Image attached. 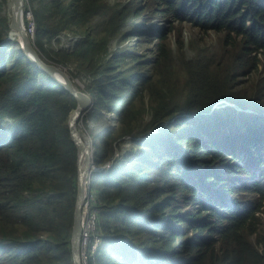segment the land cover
I'll list each match as a JSON object with an SVG mask.
<instances>
[{
  "label": "trees",
  "instance_id": "obj_1",
  "mask_svg": "<svg viewBox=\"0 0 264 264\" xmlns=\"http://www.w3.org/2000/svg\"><path fill=\"white\" fill-rule=\"evenodd\" d=\"M54 4L55 0H40L41 6L31 8L38 43H50L66 31L55 25ZM148 5H158L172 21L189 24L203 33L211 31L223 35L222 45L214 53L207 47H196L191 58L183 52L172 57L165 48L164 37H159L158 33L150 36L137 33L156 48L157 41H162L158 54V67L162 66V70L157 86H146V70L138 68L137 63L115 72L122 55L118 57L109 50L103 53L107 55L104 67L110 74L105 83L94 81L97 86L94 91L99 95L104 92L109 97L107 109L112 117L120 125L129 117L143 118L144 114L139 113L141 108L131 111L134 96L143 91L150 92L151 111L147 115V130L134 135L140 139L133 142L136 149L131 152L135 154L124 155L105 173L91 177V183L97 182L96 234L102 241L98 248V253L102 254H96L95 262L264 264V244L260 250L248 241L257 231L255 221L259 214H264V206L259 203L247 210L238 199H231L227 205L230 194L247 190L243 181L250 177L231 162L229 151L235 146V133L244 130L242 137L250 146L251 165L261 169L264 158V75L260 74L264 70V0H150ZM131 14L136 16V11ZM4 20L0 18V43L9 30L7 24L1 25ZM229 39H241L242 44L228 51ZM177 43L182 51L179 37ZM91 45L85 62H91V53L93 57L98 53L99 45ZM13 52L10 43L2 42L0 126L6 123L4 119H10L14 131L3 127L0 130V264H72L70 235L76 192L70 188L75 181H69L70 187L65 190L54 186L53 179L61 170L76 178V149L67 127L75 98L48 75L34 69L17 51ZM79 52L74 54L83 58L77 56ZM260 54L263 55L261 60ZM14 55L18 58L12 64ZM231 55L232 61L228 62ZM20 64L23 68L17 70ZM177 70L187 74L189 89L185 94H176L162 78ZM249 72L258 76L247 87L236 86L239 78ZM132 82L139 87L128 93ZM53 85L57 88L53 89ZM221 101L251 109L255 115L238 114L233 107L226 106L222 111L215 110L208 121H204L210 111L207 109ZM236 117L241 127L236 126ZM59 122L61 128H58ZM164 123L171 124L163 128L165 136L161 139L159 134L147 136L153 130H160ZM222 123L228 132L221 129ZM98 136L94 146L96 167L111 161L116 151L121 152L118 139L122 138L117 131L109 130ZM131 161L134 165L129 171ZM222 165L232 169L231 177L238 182L235 188L229 187L218 170ZM150 168L157 172L154 181L146 173ZM260 173L262 178L252 182L249 190L252 188L250 192L261 195L260 202H263L264 187L259 184L264 182V171ZM51 192L54 195L48 197ZM25 195L30 197L23 198ZM22 198L27 207L24 213L20 212ZM217 201L226 203L219 205ZM186 205L192 206L193 211L185 210ZM166 208L169 215L162 214ZM18 225L30 232L27 242H17L6 234L8 231L12 236V230ZM44 225L48 229L39 233L38 228ZM34 228L38 231L34 235L39 234L35 238L32 236ZM50 231H57L58 235L62 231L65 238H50L46 243L41 236ZM105 244L109 253L101 250Z\"/></svg>",
  "mask_w": 264,
  "mask_h": 264
},
{
  "label": "rangeland",
  "instance_id": "obj_2",
  "mask_svg": "<svg viewBox=\"0 0 264 264\" xmlns=\"http://www.w3.org/2000/svg\"><path fill=\"white\" fill-rule=\"evenodd\" d=\"M149 2L150 0H55V4L52 7V16L56 23L55 25L57 27H60L62 30L66 29V31L63 32L60 36H58L57 39L52 41V51L41 47L35 49L38 52L40 60L45 65L53 67L56 73H59V75L63 74L64 78L68 82H70L71 85L73 84L74 87L76 86V90L79 91L81 95L87 98V105H84L79 109V114L75 119L76 129L80 130L81 132L80 136L85 140L87 138H90V140L94 142V144H97L99 136L96 132L104 126H110L109 131H117L118 135L122 137L121 139H118V143L120 144V147L121 149H123V151L115 156V162H120L124 155L135 154L134 152H131L135 151L136 149L134 147V145L136 144L133 142L140 141V139L139 137H135L134 135L147 130L146 128L149 120V116L147 115L151 111V100L149 91H143L141 95L137 94L136 96H134L132 100L131 111H135L137 108H141V112L139 113L144 114L142 115L143 118H141L139 115L133 116L132 118L129 117L126 120V123L122 125H120L117 120L112 117L111 114H109L107 119H103L101 115H99L100 113L106 114L102 109V106H100L101 108L97 106V100L103 102L104 97L101 96L100 98H96L95 100H93V97L96 94L94 90L97 87L94 81H96V83L99 82L100 84L105 83L107 77L110 74L106 71V67H104V64L107 59V55H104V52L109 50L115 52L118 57L122 55L123 58L120 61L117 67L118 69L115 72H118L123 66L129 65L130 67H133L137 63L139 66L138 68L146 70V76L148 79V84L146 86H157L159 82L156 83V81L162 70V66L158 67V54L162 41H157V43H159V46L156 48L154 47V45L148 43L146 38L136 36V33H138V31L152 29L154 30V32H158L159 37L165 38V48L170 51L172 57H176L178 54L183 52L187 58H191L196 47H198L199 49L207 47L210 49L211 53H214L216 49L220 50L222 45L221 40L223 38V35L211 31L203 33L199 29L193 28L189 24H180L176 21H172L170 17L164 16L158 5H148ZM30 6V3H25L24 10L26 13H29L28 16L26 15V18L23 21L25 27L28 26V23H32L34 26V18L32 11L29 9ZM39 6H41L40 0H33L32 7L37 8ZM94 11H97V13L91 16ZM132 11H136V16H132ZM1 17L5 18V20L1 23L2 26L6 24L10 25L9 0H0V18ZM132 22H134V24L130 25ZM1 34H5V32H2ZM143 34L145 35L146 33ZM13 37H15L14 40L17 43L20 41L16 34H14ZM178 37L180 38L183 44L182 51H180V48L178 47ZM33 38H35V36H33ZM15 41L10 42L11 50L14 51L13 53H17ZM93 43L99 45V49L97 51L98 53L96 57H93V54L91 53V62H85V56L88 47L92 46L91 44ZM241 44V39H229L227 41L226 49L229 51L232 47H240ZM56 47L64 49V51H60V49ZM77 50L80 51L77 56L83 58L76 57L74 52ZM102 53L104 54L101 55ZM258 57L261 60L263 55L260 54ZM17 58L18 56L14 55L12 64ZM221 58L225 60L222 56ZM227 60L228 62H231L232 55L228 56ZM16 68L17 70H21L23 68V65L20 64ZM111 68L112 67H110V69ZM23 72L24 70L22 71V74ZM140 72L143 73V70H140ZM260 74L264 75L263 69ZM257 76V73L253 72L251 74V72H249L246 75L240 77L238 80L240 82H237L235 85L239 87H242V85L247 87L251 84L252 81H254ZM41 78L42 77L40 76V79ZM162 78H165L168 81L169 86L172 87L173 91L176 94L187 93L189 89V84L187 74L184 71L177 70L175 73L162 76ZM77 87H79V89H77ZM137 87L139 86L133 84L132 82L127 92L131 93ZM52 88L56 89L57 85H53ZM67 97L72 98L70 96H66L65 98ZM167 99L170 100V97H168ZM62 101L67 102V100ZM217 104H215L211 108H208L207 110L211 111L212 109L217 107ZM77 105H79V102L78 100L74 99V105L69 111L67 120H69L70 117L73 115ZM209 117L210 115H206L204 121H208ZM8 124L14 126L12 122H9ZM2 127L6 130L8 129L6 123H2ZM61 127L62 124L59 122L58 128ZM171 131L175 130L171 129ZM154 132H159L157 134L161 135L159 137L160 139L162 138V136L166 135L165 133H162L159 129L153 130L147 133V135ZM239 144V147L243 146L241 145V142ZM258 149L260 150L261 146L258 147ZM92 150V154H94L95 149L93 148ZM125 159L126 156L123 158V160ZM130 159L134 160V156ZM133 162L134 161H131V165L128 166L129 171L134 165ZM106 165L107 164H105V166ZM105 166H95L99 169V171L96 173L93 172L92 175L105 173V168H107ZM260 166L261 170L264 171V158H262V163ZM146 171V173L150 175V177L154 181L156 179L157 173L155 169L150 168ZM75 172L77 174V150ZM91 177L90 182L86 186L88 199H86L85 201V209H88L89 211L93 212V210L98 211V207L96 204V194L98 188L96 181L91 184ZM69 181H75L73 188H70V190L74 191L75 193L77 178H74L72 173H69L66 170H61L60 172H58V174L53 179V185L56 187L62 186L65 190H67L70 187ZM256 181L259 182V179L257 178ZM262 182L263 180L260 183ZM151 185H153V187L157 186V184ZM32 193H34L33 195L36 194L35 192ZM125 194L128 195L126 192ZM51 195L53 196L54 192L48 194V196ZM229 196L233 200L238 199L243 205V208L247 210H249L255 205H258L259 203H262V205L264 206V201L260 202L262 196L256 195L250 191L234 192ZM24 197L26 198L30 196L25 195L23 196V198ZM23 198L20 201L21 213H24L27 209L25 200H23ZM158 203L161 204L162 201L159 200ZM217 203L219 205H223V203L226 202L217 201ZM230 203L231 202L229 200L227 202V205ZM190 207L192 206L186 205L184 208L185 210L191 212L193 211V209ZM221 213H223V210H221ZM162 214L169 215L168 208L163 210ZM62 227L63 226H61V228ZM255 228L257 229L256 233L249 236L248 241L261 250V246L264 244V214H259L258 220L255 221ZM38 229L39 233H41L42 230H47L48 227L47 225H44L40 226ZM38 231L34 228V231L32 232L33 238L39 235H34V232L38 233ZM92 231V229H86L84 231V235L87 239L84 249L88 247V241L90 240V238L94 237L90 234ZM6 234L10 237L15 238L17 242L23 243L27 242L28 236H30V232L26 230L24 226L20 225H18L14 230H12V236L8 233V231H6ZM93 235H97L96 230L93 232ZM0 237H2L1 233ZM41 238L47 243L50 242V238L64 239L65 236L62 231L59 232V235L57 231H50L49 233H43ZM8 240L13 241L11 239ZM101 243L102 241L99 237H94V245H98L92 252L90 258L88 257V254L85 251V255L83 256L84 264H101L95 262L96 254L98 253V248L99 246H101ZM107 246L108 244H105V246L101 250H105L107 253H109V248H106ZM217 248H219V245H217ZM101 254L102 253H98L99 256Z\"/></svg>",
  "mask_w": 264,
  "mask_h": 264
},
{
  "label": "clouds",
  "instance_id": "obj_3",
  "mask_svg": "<svg viewBox=\"0 0 264 264\" xmlns=\"http://www.w3.org/2000/svg\"><path fill=\"white\" fill-rule=\"evenodd\" d=\"M23 9H22V19H21V24H22V27H23V31H24V33H25V36L27 37V39H28V41H29V44H30V46H31V48H32V50L34 51V55L35 56H37V58L40 60V58H39V55H38V52L35 50L36 48H40V45H42L43 46V48L44 49H48V50H50V51H52V47H51V45H52V41L53 40H55V39H57V37L58 36H60L63 32H61L59 35H57L55 38H53L52 40H51V42L50 43H47V42H45V41H42L41 43H38L37 41H36V38H33V36H35V32H34V26H33V24L32 23H28V26H24V24H23V21H24V19L26 18V15L28 16V14L29 13H26L25 12V10H24V7H25V3L26 4H28V3H30L31 4V6L29 7V9L32 11V3L33 2H30L29 0H23ZM9 11H10V0H9ZM10 20H11V11H10ZM130 25H133V24H130ZM8 32H7V36H6V38L2 41V42H4V41H7L8 43H10V42H13V41H15L14 40V38H13V35L14 34H17L18 35V33L17 32H15V31H13V30H11V28H10V25H8ZM11 31V32H10ZM65 32V31H64ZM138 33H146L148 36H150L151 34H154V35H157V33L158 32H154V30H152V29H150V30H143V31H138ZM136 36H137V33H136ZM32 41V42H31ZM155 41V40H154ZM153 41V42H154ZM2 42L0 43V46H1V44H2ZM16 42V41H15ZM149 43V42H148ZM151 44V43H150ZM152 45H153V43H152ZM46 46V47H45ZM15 47H16V51L18 52V54H19V56H21V57H24L25 58V61L26 62H28L34 69H36V70H38V71H41V72H43L44 74H46V75H48L51 79H52V81H54L59 87H61L62 89H64L65 91H67L68 92V90L65 88V86L64 85H62L59 81H57L56 80V78H53L50 74H48V73H46L42 68H40L37 64H35L33 61H32V58H30V57H28L26 54H25V52H24V50H23V41H22V38H20V43L18 44L17 42H16V44H15ZM56 48H58L59 49V47H56ZM103 54V53H102ZM41 61V60H40ZM42 62V61H41ZM43 63V62H42ZM44 64V63H43ZM61 74V73H60ZM60 76H63L64 77V75L63 74H61ZM101 90H103V89H101ZM69 93V92H68ZM70 94V93H69ZM71 95V94H70ZM102 95L104 96V100H103V102H101L100 100H97V102H98V104H97V106H102V109L104 110V112L106 113V114H102V113H100L99 115H101V117L103 118V119H107V117L109 116V114H110V112H109V109H107V105H108V103H109V97L108 96H106L105 94H104V92H102ZM101 94L99 95V94H95L94 95V97H93V100H95L96 98H100L101 96H102ZM93 104H94V101H93ZM221 104V105H220ZM226 106H230V107H233L235 110H236V112L238 113V114H245V115H255V112L254 111H252L251 109H242V108H240V107H238V106H235V105H233V104H231V103H229V102H227V101H221L219 104H217V107L216 108H214V109H212L211 111H209L206 115H211V114H213L214 113V111L215 110H218V111H222V109L224 108V107H226ZM101 108V107H100ZM96 111V110H95ZM205 115V116H206ZM223 115V114H222ZM194 118V117H193ZM224 119H226L225 117H224ZM4 121L6 122V124H7V127H8V130L10 131V132H12V131H14V126H12V125H10V124H8L9 122L11 123L12 121H10V119H4ZM171 122H172V120H171ZM236 126H239V127H241V123H240V119L238 118V117H236ZM166 126H171V124L170 123H164L163 124V126L160 128V131L162 132V130H163V128H165ZM1 127L2 126H0V130H1ZM221 129H223V130H225L226 132H228V128L227 127H225L224 125H223V123H222V125H221ZM109 128H110V126H104L103 128H101L99 131H97L96 133L98 134V135H100V134H102L104 131H107V130H109ZM243 132H244V130H239L237 133H235V137H236V139L233 141L234 143H235V146L233 147V149L231 150V151H229L230 152V154H231V156H232V160H231V162H232V164L233 165H237L238 167H240V168H242L244 171H245V173H248L249 175H250V177L248 178V179H246V178H244V181H243V183H244V185H245V187L247 188V190H245V192H247V191H251L252 190V188H251V190H249V188H250V185H251V183L252 182H254V181H256L257 180V178L260 180L262 177L260 176L261 175V169L259 168V167H256L254 164H250V157H249V153H248V151H249V148H250V146H248V144H247V140L246 139H243ZM157 133H159V132H154V133H151V134H157ZM150 135V134H149ZM148 136V135H147ZM88 139V141H89V143H87V144H89L90 145V147H91V151H92V149L94 148V145H96V144H94V142H92L91 140H90V138H87ZM241 142V145H243V146H241V147H239L240 146V143ZM95 149V148H94ZM123 151V149H121V152ZM121 152H115L114 153V155H113V157H112V160L111 161H108V162H106L105 164H107L106 166H105V164H103L105 167H107V168H105V171H107L109 168H111V166L113 165V163L115 162V160H114V158H115V156L117 155V154H119V153H121ZM108 163H110V164H108ZM92 165H93V168L95 169V170H98L99 171V169L98 168H96L95 166H94V154H92ZM218 170L219 171H221V173H222V175H223V178L225 179V182H227V184L229 185V187H236L237 185H238V182H234V179H232V175H231V171H232V169L229 167V166H226V165H222V166H219L218 167ZM98 171H92L91 173H90V175H89V182H90V177H91V175H92V173L94 172V173H96V172H98ZM77 175V174H76ZM244 177H246V175L244 174ZM186 178H184V180H185ZM239 182H242V181H240V179H237ZM88 182V183H89ZM256 182H258V181H256ZM91 184H93V183H91ZM262 184H264V182H262V183H260L259 184V186L260 187H264V185H262ZM262 185V186H261ZM90 190H91V187H90ZM243 191V190H242ZM50 194V193H49ZM47 196H48V194H47ZM98 196V191H97V194H96V199L98 198L97 197ZM49 197V196H48ZM86 199H88L87 198V195H86V197L84 198V203H83V209H82V217H81V221H80V223H81V241H82V221H84L85 220V218L87 217V216H89L91 213H93V212H95L96 213V219H97V210H93V212L92 211H89L88 209H85V201H86ZM230 200V202H231V198H230V196L228 197V201ZM75 204V203H74ZM96 225V224H95ZM95 230H96V227H95ZM92 236V235H91ZM96 237H98L97 235H95ZM7 242V241H6ZM98 244H96V245H94V237H91L90 238V240H89V242H88V247L85 249V251L87 252V254H88V257L90 258L91 257V254H92V252L95 250V248H96V246H97ZM83 251H82V246H81V242H80V257H81V263L82 264H84V262H83Z\"/></svg>",
  "mask_w": 264,
  "mask_h": 264
},
{
  "label": "water",
  "instance_id": "obj_4",
  "mask_svg": "<svg viewBox=\"0 0 264 264\" xmlns=\"http://www.w3.org/2000/svg\"><path fill=\"white\" fill-rule=\"evenodd\" d=\"M23 0H10V11H11V20H10V28L11 30L17 32L22 38L23 41V50L25 54L32 58V61L37 64L40 68H42L46 73L50 74L53 78H56L68 92L79 102L77 105L75 112L68 120V132L70 136V140L75 146L77 150V181H76V197L73 211V219H72V228L70 235V255L72 258V264H82L80 257V242H81V217H82V209L84 198L87 195L86 189V177L87 174L92 171H98L93 168L92 165V153L91 147L86 142H83L78 134L75 131V119L77 117L78 110L83 107L88 101L87 98L81 95L78 92L72 90V85L68 82L63 76H60L59 73H56L53 67H49L43 64L37 56L34 55V51L32 50L27 37L23 29L21 30L19 26L16 24L15 17L18 19H22V9H23ZM103 55V54H101ZM91 151V152H90Z\"/></svg>",
  "mask_w": 264,
  "mask_h": 264
},
{
  "label": "built area",
  "instance_id": "obj_5",
  "mask_svg": "<svg viewBox=\"0 0 264 264\" xmlns=\"http://www.w3.org/2000/svg\"><path fill=\"white\" fill-rule=\"evenodd\" d=\"M96 213L93 212L91 213L89 216H87L85 218L84 221H82V241H81V246H82V251H83V256L85 255V249L84 246L86 244V236L84 235V231L86 229H92L93 231L90 233L92 236L96 237L95 235H93V232L95 231V227H96ZM89 242V241H88Z\"/></svg>",
  "mask_w": 264,
  "mask_h": 264
},
{
  "label": "bare ground",
  "instance_id": "obj_6",
  "mask_svg": "<svg viewBox=\"0 0 264 264\" xmlns=\"http://www.w3.org/2000/svg\"><path fill=\"white\" fill-rule=\"evenodd\" d=\"M15 19H16V24H17V25L19 26V28L22 30L23 27H22V24H21V19H18L17 16L15 17ZM16 36H18V38H19V40H20V36H19V34H18V35L16 34ZM13 38L15 39V37H13ZM18 43H20V41H19ZM75 87H76V86H75ZM75 87H74L73 84H72V90L75 91V92H78V93H79V91H77ZM77 89H79V87H77ZM85 105H87V103H86ZM77 113L79 114V110H78ZM78 114H77V116H78ZM75 131H76V133L78 134V136L80 137V139H81L83 142L89 143L88 139L85 140V139H83V138L80 136V133H81V132H80V130L76 129V126H75ZM78 132H79V133H78ZM90 152H91V151H90ZM88 182H89V173L87 174V177H86V182H85V185H86V186H87Z\"/></svg>",
  "mask_w": 264,
  "mask_h": 264
}]
</instances>
